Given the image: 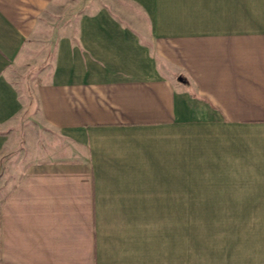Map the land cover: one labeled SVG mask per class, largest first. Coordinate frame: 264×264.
<instances>
[{
	"label": "crops",
	"instance_id": "1",
	"mask_svg": "<svg viewBox=\"0 0 264 264\" xmlns=\"http://www.w3.org/2000/svg\"><path fill=\"white\" fill-rule=\"evenodd\" d=\"M0 264H264V0H0Z\"/></svg>",
	"mask_w": 264,
	"mask_h": 264
},
{
	"label": "rangeland",
	"instance_id": "2",
	"mask_svg": "<svg viewBox=\"0 0 264 264\" xmlns=\"http://www.w3.org/2000/svg\"><path fill=\"white\" fill-rule=\"evenodd\" d=\"M85 3V2H84ZM73 13H66L65 14V19H72L73 18ZM39 67H41V66H39ZM36 68H38V67H36ZM35 72L36 71H31V72H29L28 74H27V76L26 77H22L21 79H22V81H24V82H22V84H21V87L23 88V89H28V90H30V85H29V82H30V79H31V77H32V75H34L35 74ZM25 80H26V82H25ZM18 154H19V156H18V165H19V167H22L23 165L22 164H24V163H26V161H27V159H28V157L27 156H20V155H22V152H18Z\"/></svg>",
	"mask_w": 264,
	"mask_h": 264
}]
</instances>
